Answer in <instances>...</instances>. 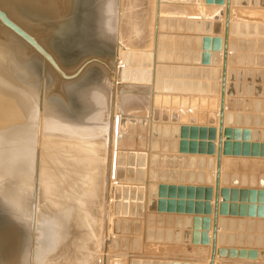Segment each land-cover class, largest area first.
Wrapping results in <instances>:
<instances>
[{"label": "bare ground", "instance_id": "6f19581e", "mask_svg": "<svg viewBox=\"0 0 264 264\" xmlns=\"http://www.w3.org/2000/svg\"><path fill=\"white\" fill-rule=\"evenodd\" d=\"M235 1L231 0L230 23L243 24L242 18L244 17L241 18L237 13L242 11V14L248 8H235L233 5ZM121 2L123 13L117 14L115 13L117 0H0V10L21 30V33L15 31L0 17V171L4 173L3 177L0 175V204L3 201L9 204L3 206L2 209L4 213H7L5 214L7 221H5H9L8 223L11 225L9 229L12 231H10L12 242L9 246L11 259L6 260L4 264H26L25 259L29 252H31L32 264H93L95 261H99L98 264H109L111 243L114 239L115 216L110 215L107 221L106 210L108 195L116 186L115 177L118 166H116V159L120 149L117 135L118 133H132L133 129H139L142 132L147 129L148 132H144L148 133L144 140L146 143H144L147 147L146 152H150V144L153 143L151 140L152 125L159 122L158 118L165 115L166 109L171 108L170 105L187 106L191 102L194 107L190 105L193 110L183 109L182 111L178 108L180 112L172 110L169 114L173 120L169 123H181L178 121V119L180 120L178 114L184 115V113H189L186 114L187 117L194 115L193 123H182L207 125V121H210L208 125H212V121H215L213 122V125L216 126V128L214 127L215 139L213 142L216 148L215 155L211 157L207 154H195L213 158L214 178L212 181L215 183L226 0H222L220 3L215 0H212L211 3L207 0H185L178 4H171L164 0H121ZM79 4L83 8L85 7L83 27L88 25L87 28L92 39L88 41L87 38L83 40L79 37L76 40L77 48L81 49L92 44L101 47L102 44L104 50L114 49L115 52L116 59L112 66L107 63V60L102 61V66L105 68L102 67L97 79L86 76L91 67L89 66L90 61L86 63L83 61L76 69L66 68L53 52L51 34L53 32L50 29L64 22L65 18L71 15L69 13ZM252 9L248 10L249 14L254 13ZM221 11L223 14L219 20L215 21L214 16ZM262 11L264 12L263 9ZM246 15L243 16L246 17ZM249 16L251 17V15ZM197 17L207 21V24L204 23L209 30H212L211 26L213 28L215 23L220 24V29L213 35L222 37L218 93H204L207 89L205 70L201 71L200 78L203 80H201V93L184 92V88H180L178 89L180 91L174 93L176 88L172 87L173 85L171 87L163 86L162 89H159L160 81L164 76H168L167 73H170L172 78L181 74L179 70L170 71L165 64L163 72H158L159 65H161L159 63V58L162 56L161 51L170 50L169 52H171V49L174 50L176 41L170 36L176 37L180 34L173 30L172 25L168 26V29H163L164 19L180 20L196 19ZM91 20L95 25L91 24ZM232 36L230 30L224 144L228 143L227 126L229 124L227 123L232 119L227 102L231 98L228 92L232 87L229 82V64L232 63L229 55ZM115 37L119 40L117 44L115 43L116 45L114 44V41H117ZM210 43L211 40L207 44L208 48ZM212 45L216 46L217 42L212 41ZM205 48L203 47L204 50ZM127 52L132 54V58L135 53L139 55L140 64L138 67L140 71L146 70L148 76L146 81L142 80L143 75L140 74L136 76L137 80L135 81L123 80L127 75V69L123 71L124 64L127 65L125 62ZM144 64L151 65L150 70ZM184 65L182 63V66ZM215 71L217 72V70ZM130 72L129 75L133 79L132 71ZM183 73H186V70H183ZM184 85L182 84V87ZM135 89L136 92H133ZM67 92L71 93L73 99L77 101L79 109L76 113L67 112V105L63 99V97L66 98ZM120 92H123V97L119 94ZM207 107H210L208 114ZM146 109L148 113L141 115V111ZM201 109L205 110L199 113ZM133 112L135 115L132 114ZM200 117L206 122L201 123ZM79 118L81 122L75 123ZM141 119H146V121L143 122ZM196 121L200 123H196ZM175 127L177 132L183 130L184 127L189 130L201 128L184 125L182 129L179 126ZM169 130L170 128L165 126L164 132ZM128 149L130 148H125L127 151ZM135 151L138 152V148ZM192 156L194 158V155ZM124 157L126 158V155ZM189 160L188 162H191L192 158L190 157ZM125 161L127 160L125 159ZM225 161H227V156L223 153L221 188H224L222 187L223 183H229L230 179L224 173ZM197 165L200 166V164ZM209 165H211L210 162ZM144 166L146 165L144 164ZM240 180H242L241 177ZM258 181H260L258 184L264 183V177L252 178L251 182H248L256 184ZM148 188L149 182L146 189ZM32 198H35L34 203ZM211 199L210 203L213 207L214 196ZM114 200L116 199L112 197L110 203ZM41 211L44 212L40 213ZM221 215L219 214L218 248L221 243ZM49 217L57 225L53 229H49V225L54 227L52 224H48L51 222ZM29 218L34 219L33 224L30 223ZM209 218L211 221L209 244L195 245L193 250L196 255L205 256V264H209L211 258L213 213ZM45 221L46 227L43 225ZM107 222L109 228L106 229ZM7 232L9 231L7 230ZM160 243L157 244L160 245ZM219 259L220 256L217 253L214 264H217ZM119 261H117L118 264ZM123 261L125 264L126 261ZM122 263L120 262V264Z\"/></svg>", "mask_w": 264, "mask_h": 264}, {"label": "rangeland", "instance_id": "374dc122", "mask_svg": "<svg viewBox=\"0 0 264 264\" xmlns=\"http://www.w3.org/2000/svg\"><path fill=\"white\" fill-rule=\"evenodd\" d=\"M164 1L171 3V4H178V2L185 1V0H164ZM207 1L209 2L210 0H207ZM215 1L217 2V0ZM236 1L235 3H233L235 8H238V7H240V9L248 8V10L250 8L251 9L253 8L252 10L254 11V13L249 14L248 10L244 11L246 13L243 12L241 14L242 11L240 13L239 12L237 13L238 16H240L241 18L242 17L244 18H242L243 24H239V26L241 27L240 29H238L239 31L237 32V34L235 33L231 37V44H230L231 53L229 55V58H231L232 63L229 64L230 66L229 69L232 75L230 76L229 82L234 85L231 79L233 77V79L235 80L237 73H240L241 75L239 77V74H238V78H239V82L243 86V88L241 86V92H242L241 94H244L246 91L245 87H250L251 83L253 82L252 80L254 79L255 81L258 78L259 79L258 85L255 87L259 88L258 90H259L260 98L259 97L249 98L253 101V104H254L253 107H252V104L247 105L243 103V106H241L240 108L237 105H235L233 108L229 109L230 110L229 113H231L232 115V119H231L232 121L229 122V125L227 126V130L231 129L232 133L230 135L229 140L227 137V141L230 142L231 152L228 151L226 153L227 161H225L224 163V168H225L224 173L230 179H229V183H226L223 185L225 194L222 196L223 202L222 201L221 202H222V205L224 206V210L222 211L223 213L221 215L222 216L221 217L222 224H221V231H220L221 243L219 246L222 252H220L219 254L220 259L218 260L217 264H264V186H260L258 184L260 181H258L256 184L250 183L252 178L258 179L259 177L264 176V107L262 106L260 102V101L262 102L264 101V15H262L264 14V12L262 11V9L264 10V0H236ZM78 6L75 7L74 10L72 9L73 11L69 13L71 14L70 16L66 17V18L68 17L71 18V19L69 18V20L71 21L70 24L69 23L66 24L65 22L64 23L65 25L63 24L64 26L63 25L60 26V24L63 23L61 22L57 26H55L56 28L52 27L50 29L51 32H53L51 33L52 40H53V52L54 54L57 55V57L60 59V61L66 68L73 67L76 69V67L77 66L79 67V64H82L83 61L85 62L91 59L92 61L90 60L91 62L90 64L92 65L89 64V66L91 67L90 69H88L86 76H92V77H95V79H97L101 70L105 68L104 66H102L103 65L102 61L107 60V63H110L112 66L114 63V60L116 59L115 52H114V49L104 50V48H102L104 47L102 46V44H101V47L99 45L96 46V44L95 45L92 44V45H87L81 49L72 48L73 52L71 49H68V48H71V42L75 38H77L79 30L81 26L84 24L82 15L85 14L86 10H85V7L83 8L81 4H79ZM115 10H116L115 13L117 14L123 13V7H122L121 0L120 1L117 0V6H115ZM255 10L257 11L255 12ZM260 11L263 13H259ZM245 14H247L246 17L243 16ZM249 15H251V17ZM164 20H165V23L163 25V29H166V28L168 29V26L172 25L173 30L175 32L178 31L180 34L176 35L177 38L174 35L170 36L171 39L175 38V41H176L174 45L175 46L174 50L171 49V52H169L170 50L164 51V52L161 51L162 56L159 58L160 60L159 63L161 65H159L158 72L162 73L166 66V68L169 69L170 71L173 70V72H175V70L176 71L179 70L181 74L183 75L178 74L179 76L177 75L175 78H172L170 73H167L168 76L167 75L164 77L162 76L163 78L160 77L162 78V80L160 81L159 89H162L163 86L171 87L173 85L172 87L176 88L174 89V93H176L177 91H180L178 90L180 88L181 89L184 88L183 89L184 92L201 93L202 92L201 91L202 90L201 88L202 79L200 78L202 74L201 71H204V69L207 68L210 70V73H208L207 79H206L207 81H205V85L207 84L206 85L207 89L204 93L214 94L211 89L214 83H217L218 85L219 78H217L216 80L215 77H213L212 75H213V71L220 70L219 64H221L222 59L221 57L219 58V56H220V50H221L222 37L220 35L213 36L217 32L213 31V29L212 30L207 29V26L205 25V23L207 24V21L202 20L199 17H197L196 19L188 18V19H180V20L175 19V18L173 19L165 18ZM201 21H203L202 25H201ZM243 25H245V28L244 27L242 28ZM252 25L255 28L254 29L255 34L252 33L250 29ZM179 37H180V40L182 41L181 44L179 40L177 41ZM207 37L211 40L210 47L208 48L210 49L211 57L209 58L210 64L204 63L205 65H203V63L201 62L202 55L203 57L204 56L207 57L205 50H207L208 45L206 43L207 45L206 46L204 43V39ZM84 38H88V37L85 35ZM187 38H189L191 41L190 42L191 44L189 45V47L186 41ZM200 38H202V40ZM115 39H117V41L115 40L114 44L115 43L117 44L119 40L116 37ZM198 39L200 40V43H202V48L201 47L199 48V46L195 44L197 43ZM218 39H220V41H218ZM212 41H216L217 45L216 46L212 45ZM203 47L204 48L206 47V49L204 50ZM187 53L189 54L186 55ZM167 54H169V56H167ZM194 54L195 55L198 54L197 56L201 57V60H199L198 64L193 62V57H195ZM131 56L132 54L130 52L126 53L127 59L125 60V62L127 63V65L124 64L125 66L123 67V71L124 69H128L129 72L132 71L133 77L139 76V74L143 75L142 80L146 81V79L148 78L146 70L143 69L142 71H140V68L138 67L140 64L139 55L135 53L133 58ZM204 59L205 58H203V60ZM144 60L146 59L144 58ZM182 63H184L185 65L182 66ZM190 63L191 65L193 63V65L191 66ZM144 65L147 66L148 69L150 70L151 65H148V64H144ZM253 65H254V69H252ZM255 66L259 68L255 69ZM183 70H186V73H183ZM191 75L193 77H189ZM249 75H251V78L249 77ZM196 76H198V78H196ZM172 79H175V80H172ZM187 79L188 81L186 82ZM123 80H126V79L123 78ZM182 84H185L184 87H182ZM218 88H220V85H218ZM234 88H237V87H234ZM192 89H195V91ZM133 92H136V89L133 90ZM119 94L122 96L123 92H120ZM65 95L64 96L66 98L63 97V99L67 105V112L70 114L76 113L79 109L77 107L78 106L76 103L77 101L73 99L71 93L67 92ZM135 96L138 98L137 95ZM236 96H239V95H236ZM236 96L230 95L231 98H236ZM238 98L247 99L248 97L246 98L238 97ZM256 101L260 102L259 106L261 107L260 111L258 112L256 111V107H255ZM91 103L94 105L92 100H91ZM92 104H89V105H92ZM190 105L194 107V105L191 104L190 102L189 105L187 106L170 105L171 108L170 107L169 109L165 108L166 109L165 115L163 117L158 118L159 122H155L152 125L153 130L151 132V137H152L151 140L153 141V143L151 141L152 144H150L151 145L150 152H146L145 150L147 147L145 144L146 142L144 140H146L145 136L148 133L145 134L144 132L145 131L148 132L147 129L145 131L143 130V132L139 129H133L132 133H118L117 136L119 138L118 142L120 145V149L117 152L118 154H117V159H116L117 161L116 166L117 165L118 166L116 167V177L115 178L117 179L119 175H122V178L119 179V181L115 179L116 186L115 188H112V193L109 194L110 201L112 197L113 199H116L112 201V203L109 202V209H108V213H109L108 216L109 217L110 215H112L113 217L115 216L114 217L115 222L113 226V231H114L113 238L114 239H112L113 243H111V249H110V254H109V259H110L109 264H118L117 261L119 260H120L119 264L120 262L121 263L123 262L122 264H124L123 260L126 261L125 264L126 263L129 264L130 261H131V264H205V260H206L205 256H200V255L198 256L193 252V250H194L195 245L197 246L207 245L203 239L204 227L202 224L203 223L202 219L207 216L210 217V215L209 214L205 215L203 213H196V211L189 212L187 210V207H188L187 201H188L189 196H188V192L186 193L187 191L186 189L189 186L187 185L188 183L195 184V186H193L195 188L211 187L213 183H210L209 180L214 178V176L212 172L213 169L212 168L210 169L208 165H209V159H211L212 155L211 157H205L201 155L197 156L195 154H202V153L192 152L188 150L187 145L185 149L183 148L182 150V147H181L182 138L176 137V135L172 131V127H175V126L182 127L184 125V126H190V127L198 126V127H206V128L207 127L216 128V126L213 124L208 125L210 121H207V125L182 123V122L193 123L192 118L194 115L187 117L186 114H189V113H186V114L184 113V115L178 114V116H180V120L178 119V121L181 123H175V124L169 123V121L173 120L171 119V116L169 114L172 110L174 111L178 110V112H180V110L182 111L183 109L193 110L192 109L193 107ZM208 108L210 107L206 108L207 114L208 112H210V109ZM204 110L203 109L199 110V113H202V111ZM141 112H142L140 113L141 115L142 114L145 115V113H148V110L146 109ZM132 114H134V112ZM80 122H81L80 118L75 121V123L77 124H79ZM200 122L205 123L206 120L205 119L201 120V117H200ZM200 122L196 121V123H200ZM165 126L170 128L168 132L167 131L164 132ZM237 130H241L240 135L235 134V131ZM245 130H248L249 134L244 133ZM137 138H138V141H137ZM149 138H150V135H149ZM186 139L188 140V142H189V139L190 141H192V143L194 141V139L191 140V138L189 139L186 138ZM207 139L203 140L198 134L195 137V142L199 144L200 142L205 141V143L207 142V143L214 144L213 143L214 140L211 141L209 136ZM126 144H131V145H126ZM154 144H156V146H153ZM244 145L248 146L249 148V151H248L249 153L247 156L243 152ZM126 147L130 149H128L127 151L125 150ZM137 148H138V152L135 151L136 152L135 153L134 150ZM253 149L257 151L256 154H252ZM125 151H126V154H125ZM146 153L148 156L146 155ZM205 154L209 155L208 153H205ZM125 155H126V158L124 157ZM141 155H145V157L140 158ZM192 155H194V158ZM188 156L189 158L190 157L192 158L191 162H188L190 161L189 158H187ZM146 157L150 159H147ZM125 159L127 161H125ZM124 163H127V164H124ZM141 163L143 164V167H140L142 165ZM193 163H196V164H193ZM144 164L146 166H144ZM197 164H200V166ZM141 169H143L144 173L147 175L146 176L144 174L146 180L143 182L141 180V173H140ZM119 170L120 171L122 170V171L120 172ZM156 171L158 175L156 174ZM128 173H132V174H128ZM0 175L3 177L4 173L0 171ZM127 175H129L128 179L126 177ZM191 175L193 176L195 175L194 179L193 177L191 179ZM234 175H237L239 178V184L237 185L231 184L232 176ZM202 176L204 179L202 181H199L198 180L199 177H202ZM240 177L242 180H240ZM242 181L247 182V184L245 186L242 185ZM148 182H149V188L146 189ZM160 185H165L168 187L169 190L167 191V193L171 191V189H173L174 195L171 196L170 194H166L165 196H162L163 194L161 193L162 191L160 190V187H159ZM256 187L259 189H257ZM180 191H183V194H181ZM161 199H165L167 201L173 200L175 202L174 203L175 205H173L174 206L173 209L170 208L172 206H169V205L165 206L164 208L161 207L160 206ZM32 201L34 203L35 198H32ZM202 201H205V200L202 199ZM5 203L6 202L3 201V203L1 202V204L3 205L0 204V232H1L0 233V264H4L6 260L11 259L10 257L11 253H9L11 248L9 249V246L12 242L11 236H10L12 231L9 229V227L11 226L10 223H8L9 221L6 222L7 219H6L5 214L7 213H4L2 209L3 206L9 205ZM179 203H183L182 209ZM43 212L41 211L40 213H43ZM106 216H107V210H106ZM1 217L4 219H2ZM109 217H108V220H109ZM49 219L51 221L50 217ZM197 219H201L202 221L200 223L199 222L197 223L196 221ZM29 221L31 223L32 221H34V219L31 218ZM33 223L34 222H32L31 224ZM53 223L54 221L48 222V224H52V226H54V227H51V225H49L50 226L49 227L47 225L49 229L55 228L56 223L54 224ZM31 224H30V228L32 226ZM45 224H46V221L43 225L45 226ZM108 228H109V223H108ZM85 229H83V231H86ZM7 230L11 232L9 233L7 232ZM188 232L190 233L189 235H188ZM195 232H196V235H194ZM207 233L209 235V230H207ZM194 236H195V239H194ZM145 240L147 241L145 242ZM157 243H160V245H158ZM156 245L158 246L153 247ZM145 247L147 250L145 249ZM25 263L32 264L31 252L27 254ZM94 263L98 264L99 261H95Z\"/></svg>", "mask_w": 264, "mask_h": 264}, {"label": "water", "instance_id": "95a60500", "mask_svg": "<svg viewBox=\"0 0 264 264\" xmlns=\"http://www.w3.org/2000/svg\"><path fill=\"white\" fill-rule=\"evenodd\" d=\"M210 3L212 2V0L209 1ZM218 3L221 2V0H217ZM230 6H231V0H226V10H225V32H224V43H223V46H224V53H223V65H222V71H221V90H220V93H221V101H220V116H219V127H218V141H217V159H216V174H215V188L213 190L212 187H208V188H203V187H198V188H195L193 186H188L187 187V191L186 193L188 192V201H187V210L189 212H192V211H196V213H203L205 215H210L211 213H213V222H212V250H211V258H210V262L209 264H214L215 263V259H216V255L218 253V255L220 254V252H222L220 250V248H218V242H219V214H222V211L224 210V206L222 205V202H221V196H223L225 194V190L223 188H221V183H222V156H223V153L226 155V153L229 151L231 152V145H230V142L228 141V143L224 144L223 143V138H224V127H225V118H226V115H225V106H226V94H227V73H228V47H229V35H230V30H231V34L234 35L235 33L237 34V32L239 31L238 29H240V26L239 24L236 22V23H230ZM223 14V12L221 11L218 15H215L214 16V20L217 21L219 20L220 16ZM83 19L85 18L84 15H82ZM0 17L3 19V21L9 26L11 27L12 29H14L15 31L21 33V30L20 28L15 25L9 18H7V16L5 15V13H3L1 10H0ZM70 18V17H69ZM69 18H67L66 20H64L63 23L60 24V26H62L65 22L66 24L69 23L70 24V20ZM71 19V18H70ZM69 20V21H68ZM157 21H158V13H157ZM93 23V21L91 20V24ZM65 25V24H64ZM63 25V26H64ZM92 25H95V24H92ZM231 25L233 26L231 28ZM88 27V25H87ZM87 27H83V25L81 26L79 32H78V36L77 38H75L72 42H71V48H68V49H71L72 52H73V49L72 48H77L76 46V40L81 37L83 40H86V38H84V36L86 35L88 38L87 40L90 41L92 39L90 33H89V29ZM94 27V26H92ZM157 27H158V24H157ZM243 27L245 28V25H243ZM86 28V29H85ZM90 28V26H89ZM95 28V27H94ZM263 28V27H262ZM211 29H213V31H218L220 29V24L217 22L215 23V25L211 26ZM252 33L255 34V28L254 26L252 25V27L250 28ZM158 31V29H157ZM94 32V31H93ZM95 33V32H94ZM202 40V38H200ZM179 40L180 44H181V40H180V37L177 39V41ZM187 45L189 47V45L191 44L190 42V39L187 38ZM210 41V39L208 38H205L204 39V43L206 45V43L208 44ZM218 41H220V39H218ZM199 46V48L201 47L202 48V43H200V40L198 39L197 40V43H195ZM206 49V48H205ZM210 52V49H208V46H207V50H205V53L207 54V57H203L202 55V60H201V57L200 56H197L198 54H194L195 57H193V62L194 63H198L199 60H201V62L204 64H210V60L209 58L211 57V52ZM204 53V54H205ZM189 53H187L186 55H188ZM180 55V54H178ZM203 58H205L203 60ZM91 60V59H90ZM90 60H87L85 61L86 62H89ZM94 62V61H93ZM205 72L207 73H210V70L205 68L204 69ZM209 70V71H208ZM239 74V77H240V73ZM252 74V72H251ZM218 71H214L213 72V77H215V79L217 80L218 78ZM232 75V73L230 72V76ZM249 77L251 78V75H249ZM69 78V77H68ZM209 78V77H208ZM126 80H137L136 77H132L129 75V71L127 69V75H126ZM233 79V78H232ZM233 88L231 87V90L228 92V94L230 95H236V92H237V95H242L241 94V87H239L240 89L235 91V86L232 84ZM218 85L217 83H214L213 86H212V92L213 93H217L218 92ZM195 91V89H193ZM240 91V92H239ZM205 92V91H204ZM228 105L230 108H233L235 105H237L239 108L241 106H243V103L247 104V105H251L253 104V101L249 98L247 99H241V98H229L228 99ZM262 106L264 107V101H260ZM260 102L259 101H256L255 102V107H256V111H260L261 107L259 106L260 105ZM233 114V113H232ZM141 121L145 122L146 119H141ZM232 121V120H231ZM213 122L215 121H212L211 124H213ZM230 122V121H229ZM229 122L227 124H229ZM254 124V123H253ZM183 127H181L182 129ZM172 131L173 133L176 135V137H181L182 138V143H181V147H182V150L183 148L185 149L186 145L188 146V150L192 151V152H199V153H202V154H205V153H208L209 155H215V145L214 144H211V143H205V141H202L200 142L199 144H197L195 142V137L199 134V136L204 140V139H207L208 136L210 138L211 141H213L215 139V129L213 127L211 128H206V127H201L199 128L198 130L196 128L194 129H191L189 130L187 127L183 128V130H180V132L177 133V129H175V127H172ZM176 131V132H175ZM240 131L241 130H237L235 131V134L237 135H240ZM232 133V130L229 129L228 130V140L230 139V135ZM244 133L246 134H249V131L248 130H245ZM186 138H191L194 139L193 143L192 141H187ZM155 143V142H154ZM153 146H156V144H154ZM243 152L244 154L247 156L248 155V151H249V148L248 146H245L243 147ZM235 150V149H234ZM252 154H256V150L253 149L252 150ZM237 152V151H235ZM142 157H145V155H141L140 158ZM209 162L211 163V165H208V167L211 169H213V158L209 159ZM143 167V165H141ZM156 170V169H155ZM122 171V170H121ZM140 173H141V180L142 182L145 181V178H144V170L141 169L140 170ZM128 174H132V173H128ZM156 174H157V171H156ZM201 174V173H200ZM127 179L129 178V175L126 176ZM194 179V176L191 175V179ZM264 177V176H262ZM122 178V175H119L117 177V181H119V179ZM204 178L203 176L202 177H199V181H202ZM213 179V178H212ZM212 179L209 180L210 183H213ZM229 182V181H228ZM223 184H226V183H223ZM231 184L232 185H237L239 184V178L237 175H234L232 176V180H231ZM242 184L245 186L247 184V182L243 181ZM260 186H264V183H261L259 184ZM160 190L162 191L161 193L163 194L162 196H165L166 194H170L171 196L174 195V191L173 189H171V191H169L167 193V191L169 190L167 186L165 185H160ZM158 187V188H159ZM172 187V186H171ZM153 189V187H152ZM181 194H183V191H180ZM227 193V192H226ZM155 194V192H154ZM203 196V197H202ZM212 196H214V205L213 207H211V203H210V200L212 198ZM202 199H204L205 201H202ZM109 202H110V196L108 195V201H107V216H106V219L108 221V207H109ZM175 202L173 200L171 201H167L165 199H161L160 200V206L161 207H165L167 205L169 206H172L170 208L173 209V205ZM183 203H179V205H181V209L183 208ZM203 227H204V233H203V239H204V242L206 244H209V235L207 233V230H209L210 228V218L207 216V217H204L203 219ZM201 219H197V223L201 222L202 221ZM196 223V222H195ZM222 224V223H221ZM108 227V222H107V226H106V229ZM190 233L188 232V235ZM194 235H196V232L194 233ZM189 238V236H188ZM194 239H195V236H194Z\"/></svg>", "mask_w": 264, "mask_h": 264}, {"label": "crops", "instance_id": "0c3cea01", "mask_svg": "<svg viewBox=\"0 0 264 264\" xmlns=\"http://www.w3.org/2000/svg\"><path fill=\"white\" fill-rule=\"evenodd\" d=\"M258 69L259 67H257V66H255V69ZM252 69H254V65H253V67H252ZM253 77V76H252ZM233 78V77H232ZM231 81H232V83H234V85H236L235 87H237V88H235L236 89V91L237 90H239L240 88L239 87H241L242 86V84L239 82V78H238V73H237V76H236V78H235V80L234 79H231ZM253 82L251 83V85H250V87H245V93L244 94H242L243 96H241V95H239V97H244V98H246V97H248V98H250V97H252V98H257V97H259L260 98V96H259V88H257V87H255V86H257L258 85V81H259V79L257 78V80H255L254 81V79L252 80ZM242 88H243V86H242ZM240 92V91H239ZM190 93V92H189ZM242 93V92H241ZM249 94V95H248ZM236 95H237V92H236ZM235 95V96H236ZM236 98H238V96H236ZM190 140V139H189ZM181 154V153H180ZM213 172V171H212ZM187 185H192V186H195V184H190V183H188ZM215 186V183L213 182V184L211 185V187L213 188V190H214V187ZM223 187V186H222ZM222 199V198H221Z\"/></svg>", "mask_w": 264, "mask_h": 264}]
</instances>
